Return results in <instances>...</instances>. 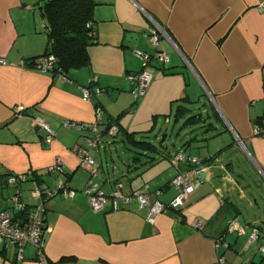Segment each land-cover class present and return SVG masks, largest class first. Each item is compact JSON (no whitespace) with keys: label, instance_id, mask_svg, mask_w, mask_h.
Listing matches in <instances>:
<instances>
[{"label":"crops","instance_id":"crops-1","mask_svg":"<svg viewBox=\"0 0 264 264\" xmlns=\"http://www.w3.org/2000/svg\"><path fill=\"white\" fill-rule=\"evenodd\" d=\"M261 1L95 0L97 44L88 48L90 66L60 75L29 64L44 55L48 45L42 0H0V59L6 61L0 64V210L15 213L11 202L15 186L8 183L9 174L30 172L18 186L28 208L38 202L31 195L35 185L53 188L58 179L75 190L73 197L57 194L45 203L43 247L50 264H218L221 256L225 264H264L260 238L245 248L253 226L264 232V137L252 135L253 125L264 119ZM155 24L166 34L160 37L159 49L168 61L144 63L137 53H153L148 35ZM128 33L134 40H125ZM141 70L151 79L144 95L132 103L137 111L142 107L159 115L176 101V112L184 109L181 118L196 116L186 118L183 126L202 122L210 130V144L207 137L202 141L186 137L177 151L197 156L206 167L200 184L180 212L166 209L154 223L145 220L152 194L158 191L156 198L169 203L175 195L170 178L177 167L187 166L174 163L177 152L159 143L137 153L131 163H124L127 172L135 170L125 179L112 157L110 162L102 157L105 145L99 142L107 139L100 135L89 155L98 165L95 182L106 202L93 211L82 192L91 169L82 167L72 151L76 144L87 146L86 138L93 134L62 125L66 120L92 122L99 107V132L103 123L119 115V126L125 129L119 108L131 104L132 98L116 108L113 99L124 96L118 93H131L133 82L126 76ZM94 76L91 99L84 100L81 88ZM203 102L213 111L208 124L186 104ZM132 109L129 106L126 112ZM35 116L54 130L50 143L33 123ZM57 157L63 169L59 175L48 171ZM115 183H121L125 195L147 185L143 208L135 198L114 201ZM198 220L205 223L202 228L197 227ZM230 222L244 232L228 231ZM220 241L228 246L217 247ZM0 264L39 261L33 246L27 245L22 260H17L15 247L8 245L0 246Z\"/></svg>","mask_w":264,"mask_h":264},{"label":"built area","instance_id":"built-area-1","mask_svg":"<svg viewBox=\"0 0 264 264\" xmlns=\"http://www.w3.org/2000/svg\"><path fill=\"white\" fill-rule=\"evenodd\" d=\"M258 9L264 11V0L258 4ZM166 35L165 32L155 24L153 28L149 30V41L154 46L153 53L138 52V56L142 59L144 63L150 62L152 59L159 60L161 62H167L168 56L165 52L159 49L160 37ZM0 64H6L4 59H0ZM23 65L24 62L22 61ZM33 68L36 70L46 73L53 72L56 66V58L52 54L44 55L32 62ZM63 75L62 73H58ZM126 78L133 82V88L131 94L134 100H138L146 92L149 81L151 79L150 74L141 70L138 73L128 74ZM96 82V77L94 76L91 81L82 86L81 92L84 100L91 99L90 85ZM18 110H22L23 106L17 107ZM259 124L253 125L252 135L256 137H264V119ZM33 123L44 130L45 135L43 137L44 142L50 143L55 132L50 127V125L40 116H35L33 118ZM99 124H102L101 120V110L99 107L96 109V115L92 122L80 123L75 121L66 120L63 122V126L66 128H75L80 130H88L93 135L86 138L87 146L74 145L72 151L79 158L80 165L84 168H90V178L85 186L82 188V192L86 195L89 207L93 211H99L103 208L106 202V195L100 189L98 183L95 182V177L98 171L97 163L89 155V149L96 148L99 141ZM118 131V127L115 124H110L105 134L108 137L115 136ZM174 163L186 164L184 169L177 167L176 173L170 178L169 184L175 189V195L169 201V203L164 204L156 198L158 191H154L152 194L154 199L149 206L147 213L145 215V220L148 223H154L157 216L164 212L166 209H171L173 211L182 210L189 194L194 190L195 186L200 184L201 179L199 174L204 172L205 166L201 163V160L197 156L186 155L182 150L177 152L173 157ZM50 173L61 174L63 172L62 162L59 157H57L54 162L48 167ZM27 174L30 172L19 173V174H9L7 176L8 183L14 185L15 187L21 184L27 179ZM121 183H116L111 193V197L114 201L117 199L128 201L131 198H135L138 202L139 207L143 208L145 188H140L133 190L130 195H125L121 191ZM57 194H62L66 197H73L75 190L70 188L61 180H55V187H40L35 185L32 188L31 195L33 198L37 199L38 202L33 207L28 208L20 199V189L16 187L15 193L11 197V202L15 213L9 210H0V246L13 245L16 250V259L22 260L24 249L27 245H31L35 248L36 256L39 264H50L48 259L44 254L43 247V232L42 229V219L45 211V203L53 196ZM205 223L202 220H198L196 225L198 228H202ZM228 231H237L238 233H243L244 230L238 227L234 222H230L226 228ZM261 239L259 244V252L264 256V232L260 230L259 227H252L250 229V237L245 245L247 248L252 242ZM223 245L227 247L228 244L225 242H218L217 247ZM218 264H225L224 258L221 256L218 259Z\"/></svg>","mask_w":264,"mask_h":264},{"label":"trees","instance_id":"trees-1","mask_svg":"<svg viewBox=\"0 0 264 264\" xmlns=\"http://www.w3.org/2000/svg\"><path fill=\"white\" fill-rule=\"evenodd\" d=\"M95 5V0H42L41 10L46 22L45 29L48 39L44 55L52 54L55 56L54 74H66L69 70L90 66L91 60L88 48L97 44L96 31L93 25ZM34 60L30 61L29 64L32 65ZM183 114L184 109H178L175 118ZM118 117L107 124L103 123L104 129L99 134H105L107 127L113 123L118 127V131L113 137L120 136L122 140L126 139L132 147L137 149V152H146L156 147L149 141L135 139L132 133L136 132L122 130L119 126ZM193 118H196V116H189L186 121ZM64 183L67 185L66 182ZM42 229L44 231L46 229L45 212L42 219Z\"/></svg>","mask_w":264,"mask_h":264},{"label":"rangeland","instance_id":"rangeland-1","mask_svg":"<svg viewBox=\"0 0 264 264\" xmlns=\"http://www.w3.org/2000/svg\"><path fill=\"white\" fill-rule=\"evenodd\" d=\"M91 59L93 58L91 57ZM125 93L126 92L118 93L124 96H122L118 100L113 99V105L116 108L122 103L124 105L125 102L128 100V96L129 99L132 98V102H130L131 104H128L127 107L119 108V111H121L122 109V116L120 119L125 129L129 132H136L132 133L135 139L149 141L156 146H160L159 143L163 145L166 143L168 144L169 151L171 153L173 152L174 154L179 150L180 145L184 142L186 137L187 139L190 137H195L196 139H199V141H202V139L207 137V142L210 144V130L206 129L207 126H205L202 122H192L183 126V122L185 121L187 116H189L187 114V116L184 115L183 118H181L182 116H180L175 119L176 109L178 108L176 101H173L170 107L167 108V112L161 113L159 115L150 114L149 110H146L142 107L137 111L138 106L137 104H132L134 99L131 93H129V95ZM186 104L188 105V107L190 106L189 108L193 109L191 112L192 114L197 112L199 114L201 113L203 119L205 118L204 120L206 121V123H209L210 114L213 115V111L210 109V107H208V104H206L205 102H203L202 104ZM129 106L133 108V111L126 112ZM202 108L205 112H201V110H203ZM103 138L107 139V142H109V144H106L107 142H104V140L99 142V146L105 145L104 147H102L103 149H101L102 157L108 159L109 157H112L116 165L118 166L119 171L121 170L123 173L125 172L126 176H123L125 179L128 175H131V173H135L133 167L130 169V172H127V167L126 165H124V163H131V157H137V153H140L141 151L137 152L136 148L132 147V145L126 139L122 140L121 137L111 139L110 137L106 136ZM112 140H115V143H110V141ZM110 159L109 162L111 161ZM160 162L163 163L164 161ZM157 166L159 165H156L155 167ZM107 169L109 171L111 170L109 165ZM18 186L19 185H17L16 187ZM16 187L12 188V195L14 194Z\"/></svg>","mask_w":264,"mask_h":264},{"label":"water","instance_id":"water-1","mask_svg":"<svg viewBox=\"0 0 264 264\" xmlns=\"http://www.w3.org/2000/svg\"><path fill=\"white\" fill-rule=\"evenodd\" d=\"M134 37H135L134 34H132V33H128V34H126V36H125V40H126V41H131V40H134ZM203 176H204V173H203V172L199 174V178H200V179H202Z\"/></svg>","mask_w":264,"mask_h":264}]
</instances>
